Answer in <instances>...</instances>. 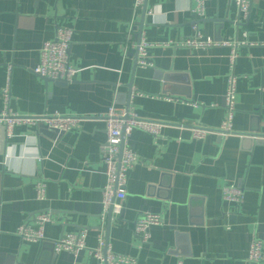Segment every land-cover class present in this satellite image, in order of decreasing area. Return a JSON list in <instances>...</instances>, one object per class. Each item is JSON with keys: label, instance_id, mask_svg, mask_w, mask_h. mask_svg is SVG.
<instances>
[{"label": "crops", "instance_id": "crops-1", "mask_svg": "<svg viewBox=\"0 0 264 264\" xmlns=\"http://www.w3.org/2000/svg\"><path fill=\"white\" fill-rule=\"evenodd\" d=\"M249 1L246 18L231 0H206L198 18L192 0L138 7L135 0H0V114L9 82L12 113L80 120L63 133L43 123L15 125L9 136L0 124V264H96L86 250L56 254L44 241L22 242L17 228L42 212L52 215L43 229L50 243L85 229L87 248L102 236L135 264H250L252 238L264 242V139L191 138V127L221 126L230 48L150 47L146 68L133 54L138 40L179 42L194 27L204 38L245 42L235 48L232 129L264 137V0ZM57 26L72 34L68 55L78 72L69 84L33 74ZM128 86L129 107L163 127L156 139L141 130L125 138L139 163L127 172L120 214L107 221L103 116L111 106L125 108ZM37 183L43 200H36ZM227 184L242 189L240 205L222 201ZM144 213L162 220L145 244L132 232Z\"/></svg>", "mask_w": 264, "mask_h": 264}, {"label": "built area", "instance_id": "built-area-1", "mask_svg": "<svg viewBox=\"0 0 264 264\" xmlns=\"http://www.w3.org/2000/svg\"><path fill=\"white\" fill-rule=\"evenodd\" d=\"M194 6L192 14L198 18L203 17L206 0H192ZM238 12L247 17L249 11V0H231ZM144 0H135V6H141ZM193 35L179 42L171 41L162 44H150L141 41L135 48L137 49L136 64L141 68L150 66L147 50L150 47L177 46L189 49H205L210 47H228L230 73L226 78V89L224 93V119L217 130L194 126L191 127V138L202 140L207 134H216L220 138L237 135L233 132L232 122L234 119L236 106V77L233 67L236 60L235 48L245 45V42H225L216 41L211 38H204L196 28H193ZM71 31L65 27L57 26L53 40L44 42L39 50V64L33 70V74L39 78L50 81H63L67 84L75 80L78 70L74 68L69 60L68 51L71 44ZM3 110L0 114V124L5 127V132L9 136L15 125L43 123L51 130L66 132L79 123L77 118L64 117L58 113L52 115H42L39 117H23L11 112L8 106L9 82L1 91ZM105 124V140L99 146L100 161L104 166L105 186L102 190V209L106 213L112 207L113 214H120L121 202L126 196V175L139 160L128 147L124 146L125 138L130 136L133 130H141L149 134L152 138L159 137L163 125L155 120L140 118L131 107L121 108L111 106L103 116ZM240 137V136H239ZM241 138V137H240ZM258 139V138H256ZM264 139V137L259 138ZM121 144L123 147L121 148ZM36 200H43L44 185L36 184ZM243 200V191L240 187L227 184L222 190V201L226 204L240 205ZM52 215L48 212L38 213L33 216V225L26 222L19 226L16 235L22 242L37 243L46 241L43 234L44 226L51 223ZM161 218L156 214L144 213L140 215L133 224L132 232L134 236L143 244L147 243L152 227L160 226ZM87 230L82 229L73 233L64 234L59 240L53 242L54 252H66L73 255L81 251H88L96 264H135L133 258L112 253L102 236H98L95 248H87L85 244ZM247 262L250 264L264 263V242L252 238L249 246ZM176 264H182L180 260Z\"/></svg>", "mask_w": 264, "mask_h": 264}, {"label": "water", "instance_id": "water-1", "mask_svg": "<svg viewBox=\"0 0 264 264\" xmlns=\"http://www.w3.org/2000/svg\"><path fill=\"white\" fill-rule=\"evenodd\" d=\"M142 27H140V29H141ZM140 29H139V31H140ZM140 43V41L138 40L137 41V43H136V45L135 46H137L138 44ZM133 54H134V59H135V63H136V59H137V49L135 48L134 50H133ZM43 80H45V79H43ZM45 81H50V80H45ZM55 82H59V83H61V84H65V82H63V81H55ZM131 87L132 86H128V99H127V102H126V104H125V108H128L129 107V96H130V94H131ZM237 135H239L240 137H242V138H248V139H250V140H252V139H256V138H262L263 136H261V135H259V134H255V133H248V134H237ZM123 147V145L121 144V148ZM112 207H109V209L107 210V212H106V217H107V221H110L111 219H112ZM120 216V215H119ZM50 244L51 246H52V249H54V244L53 243H50V242H48V241H44L43 242V244ZM37 264H39V263H37Z\"/></svg>", "mask_w": 264, "mask_h": 264}]
</instances>
